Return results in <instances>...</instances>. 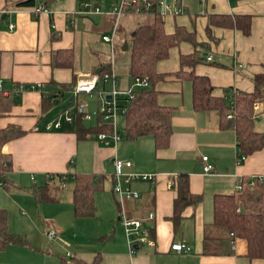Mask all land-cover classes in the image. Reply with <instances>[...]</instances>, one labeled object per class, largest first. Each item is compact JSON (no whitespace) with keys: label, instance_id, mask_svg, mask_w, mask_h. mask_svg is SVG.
I'll return each instance as SVG.
<instances>
[{"label":"crops","instance_id":"crops-1","mask_svg":"<svg viewBox=\"0 0 264 264\" xmlns=\"http://www.w3.org/2000/svg\"><path fill=\"white\" fill-rule=\"evenodd\" d=\"M22 1L0 0V78L8 92L0 102V130L15 128L23 133L2 148V154L9 156L11 166L0 175V210L7 213L8 232L25 237L28 246L10 245L0 250V264H93L96 259V264H264V259L247 258L244 239L231 238L212 227L215 195L232 194L238 179L264 176V146L240 160L235 134L232 130L220 129L218 112L194 111L190 82L180 83L171 77L156 85L158 104L172 109V135L167 147L155 149L150 136L135 141L123 139L116 145L99 142L97 134L79 140L73 132L75 104L84 105L77 101L79 97L92 94L74 98L72 92L78 80L96 74L103 65H112V54L115 65V49L111 54L110 44L102 40L111 31L114 17L103 12L81 14L85 12L81 6L85 0H53L46 4L35 0V5L45 6L48 12L33 16L31 7L18 6ZM89 2L98 7V0ZM197 2L201 4L200 10H196L199 13L192 15L191 9ZM183 6L182 15L162 19L165 33H173L176 26L194 30L197 41L209 46L207 53L202 55L206 54L211 63L220 66L199 65L195 73L210 80L216 97H222L228 88L251 92L252 78L262 72L264 62V0H184ZM208 14L250 15L253 17L251 35L244 37L237 31L214 28L211 32L213 40H208L204 32ZM146 16L149 15H141ZM120 21L117 39L120 34L124 36L136 28L129 22L127 31ZM10 24L14 25L12 31L8 29ZM182 45H188L190 50L179 53L177 64L168 70L159 69L160 62L157 73H172L179 69V56L193 52L191 45ZM180 46L173 49H180ZM65 50H72L71 66L54 67V54ZM110 69L115 74L116 85L117 73L113 67ZM128 69L129 65L127 75ZM32 86L39 89H31ZM52 92H64L53 106L46 100ZM65 99L66 106L62 103ZM263 111L261 104L254 114L255 121L258 118L264 120ZM64 114L73 116L71 124H62L59 130L46 129ZM82 123L86 128L105 126L110 130L98 116L95 122L91 118ZM254 127L264 133V124L254 123ZM202 157H208L213 165V175L203 174ZM115 159L132 163V168L125 169V173L156 175L153 184L134 182L129 186L139 198L124 203L126 215L131 219H145L149 212L154 214L152 220L143 223L149 241L135 246L132 252L112 192ZM180 173L188 174L190 193L201 196L202 200L183 209L178 223L174 224L175 182ZM77 174L101 182L94 193L96 214L93 218L74 217L71 190L72 177ZM57 175L69 177L59 186V191L66 188L67 182L72 184L69 201L65 204L70 222L68 227H63L52 221L41 228L31 189L53 184ZM56 195L59 196L57 192ZM59 202L58 197L56 203L44 204ZM41 205L36 203L37 208ZM94 219L95 224L87 222ZM26 227L32 230L35 227V230L27 234L23 231ZM38 227L42 239L37 237ZM73 227H80L86 245L71 243L66 246L62 243ZM50 229L58 238L48 239L44 235ZM206 233L217 238L211 243L209 254L204 253L203 247ZM180 243L188 245L191 252L177 254L170 249L172 244Z\"/></svg>","mask_w":264,"mask_h":264},{"label":"trees","instance_id":"trees-1","mask_svg":"<svg viewBox=\"0 0 264 264\" xmlns=\"http://www.w3.org/2000/svg\"><path fill=\"white\" fill-rule=\"evenodd\" d=\"M41 1L46 4L53 0ZM149 1L156 3V0ZM34 5L35 0H24L18 4L22 7ZM151 17L150 23L137 26L132 32L125 33L122 39L123 44L127 43V51L129 52V77L131 79L139 77L148 84L147 87L134 91L133 98L124 104L123 139L135 141L150 136L154 141L155 149H162L169 145L172 135V109L158 104L159 92L156 85L159 81L171 77L180 83L183 81L190 82L191 104L194 111L218 112L220 129L232 130L235 134L239 158H247L260 151L264 146V133L256 131L254 127V105L264 104V62L261 66L262 72L252 78L253 89L251 92L242 93L228 88L224 90L222 97H216L213 94L214 87L210 80L206 76L195 73V69L199 65L220 67L218 64L207 62V55H202L209 50V46L206 43H199L196 32L194 30L188 31L184 27L176 26L173 33L167 34L164 31L163 20L157 14L151 15ZM252 19L253 17L250 15L208 14L204 30L205 36L212 41V29L220 28L237 31L242 36L249 37ZM182 43L191 45L193 52L179 56V69L172 73H157V65L168 59L170 50ZM206 45L207 48H205ZM72 56V50L55 53L53 56L54 67H70ZM110 70L109 64L103 65L99 68L100 73L98 75L110 73ZM63 93L52 92L46 100L53 106L62 98ZM70 105L72 106V104ZM228 115L231 117L229 118ZM82 121V116L76 113L73 132L79 140L85 139L87 135L108 130L105 126H98L93 129L86 128ZM22 135L23 133L15 128L0 130V175H3L11 166L9 156L2 154L3 146ZM56 178L57 181L53 184L48 183L43 188L31 189L37 204L56 203L58 201L56 192L69 177L57 175ZM241 179V190H234L232 194H218L213 197L212 227L218 233L233 234L235 238L244 239L247 242V258L249 260L264 259V181L259 182L255 179L254 187L249 188L247 182L250 178ZM72 180L71 200L74 217L78 219L95 217L94 193L100 188L101 182L94 177L78 174L74 175ZM175 190L177 197L174 202L172 221L177 224L182 210L199 204L202 197L190 193L188 174L186 173H180L176 177ZM215 240L217 238H213L207 233L204 235V253H210L209 247ZM10 245L28 246V242L25 237L12 235L8 232L7 213L0 210V250ZM96 260L93 264L97 263Z\"/></svg>","mask_w":264,"mask_h":264},{"label":"built area","instance_id":"built-area-1","mask_svg":"<svg viewBox=\"0 0 264 264\" xmlns=\"http://www.w3.org/2000/svg\"><path fill=\"white\" fill-rule=\"evenodd\" d=\"M184 0H156V3H152L149 0H121V3L118 7L113 8L111 15L114 17V22L112 26V32L110 35H105L102 37V40L111 47V54L113 53L115 36L118 31V23L120 18L126 15L132 16H141V15H153L157 14L161 19L165 18H175L184 13ZM85 12H80L81 14H103L101 10L93 6L89 0H85L81 4ZM47 9L43 5H34L30 8V13L33 16H38L41 13H47ZM9 31L14 29V25L10 24L8 27ZM211 58H207V62H210ZM114 59L113 54L111 58V64L113 65ZM109 76L113 80V89L112 92L107 96H100L99 103L97 106V116L100 119L101 123L107 124L110 126V131L108 133L102 132L97 134V140L105 145L117 144L123 140V135L118 133L116 130V117L117 113L120 110L121 115L124 113V104L127 103V100L132 99L134 90L131 88L128 91H118L115 85V75L111 70L110 73L96 75L91 74L85 78H82L77 81L75 89L72 94L75 97L81 94L91 95L96 90L98 83L101 79L104 81ZM133 84L137 88L147 87L148 84L145 80H141L139 77L133 79ZM31 89H36L35 86H32ZM8 96V92L4 89V80L0 78V100ZM260 104L254 105L255 113L259 110ZM76 113L82 116V120H91L92 116L86 111L83 104H75ZM264 117V111L262 112ZM230 118L231 116L228 115ZM73 122V116L69 114H64L62 118L57 119L53 123L46 126L47 130H59L62 124H71ZM203 162V174L204 175H213V165L209 163L208 157H202ZM245 158L241 157L240 160ZM114 174L112 177V192L116 197L119 206V220L121 221L125 236L128 242L130 251L132 252L135 246L147 243L148 240V231L143 228V223L145 221H150L154 218L153 212H149L148 216L145 219H131L126 215L124 210V203L131 200H137L139 198L138 193L131 191L130 185L134 182H149L154 183L156 175L154 174H129L125 173V169L132 168L131 162H123L118 159L113 161ZM257 179L259 182L264 181V176H254L251 177L247 186L253 188L255 183L254 180ZM242 188V179H238L235 185V190L239 191ZM46 236L48 239H56L57 234L54 230H47ZM233 238V234H230ZM170 249L177 254H189L191 248L186 244H172Z\"/></svg>","mask_w":264,"mask_h":264},{"label":"rangeland","instance_id":"rangeland-1","mask_svg":"<svg viewBox=\"0 0 264 264\" xmlns=\"http://www.w3.org/2000/svg\"><path fill=\"white\" fill-rule=\"evenodd\" d=\"M99 3L97 4V6L99 7V9L101 10V12L108 14V13H112L113 12V8L118 7L121 3V0H98ZM200 5L198 2L196 4H194V6L191 9V14L194 15L195 13H199L196 12V10H200ZM128 16V15H126ZM123 16L122 19H120V25L121 26H126L125 29L128 31V27H130V24L137 27L139 25H143V24H148L151 21V17L150 16H146V17H141V16ZM130 22V24H129ZM167 25V24H166ZM112 32V30L107 34L110 35ZM128 32H126L127 34ZM123 34H120V36L115 38V44H114V49H115V65H110V67H113V70L116 71L117 73V84H116V89L120 92L122 91H128L131 88L134 91H137L139 88L134 86V82L133 79H131L129 77V75H127V67L129 65V52L128 51H123ZM108 46V45H107ZM109 49V47H108ZM190 47L188 45H182L180 46V49H173L171 51V53L168 56V59L164 62H162L159 65V69L160 68H165V69H170L172 67H175V65L177 64V58H178V54H184L186 51H189ZM207 53V52H206ZM111 57V55H110ZM215 58V57H214ZM111 62V61H110ZM216 62V61H215ZM115 75V74H114ZM113 89V84H112V77L109 76L106 80H104V84H103V80L101 79V81L99 82L96 90L94 91V93L91 96H84L81 95L79 97V102L85 103L84 105H86L87 109H88V113L92 116L93 122L96 121L97 119V101H99L100 95L102 96H107L112 92ZM67 99V98H66ZM66 99L62 101L63 105H67L66 104ZM261 105V104H260ZM264 107V104H263ZM57 110L59 111V109L57 108ZM57 111V112H58ZM74 114V112L72 113ZM264 124V120L258 118L257 121H255V124ZM84 124H90L89 122H85ZM115 125H116V130L118 133L122 134L123 129H124V118L123 115H121L120 110L117 113V117H116V121H115ZM105 131V132H109ZM71 186L72 184L69 182H67V186L66 188L58 191V197H59V203L58 204H43L41 205L39 208H37L36 203H34V209L36 211H38V213L40 214V220L38 223H40L39 227L44 228L46 225V223L50 222H55L63 227H68L69 225V218H68V213L65 210V204H67V201H69V197H70V190H71ZM35 202V201H33ZM67 213V214H66ZM87 222H93V224H95L94 222H97L96 219L91 220V221H87ZM98 222H100L98 220ZM82 226V225H81ZM39 227L37 229V237L41 238V235L39 233ZM33 229L35 230V227H33ZM31 228H24L23 231L28 234V233H33V231ZM45 230V229H44ZM39 233V234H38ZM46 233V231H45ZM44 233V235L46 236V234ZM31 235V234H30ZM67 239H65L64 241H62V243H64V245L68 246V244L73 243L76 246H84L86 245V241L84 240V233H82L80 231V227H76V228H72L70 229L67 234H66ZM44 241H48L46 238L43 237ZM47 244V242H46ZM72 245V244H71Z\"/></svg>","mask_w":264,"mask_h":264},{"label":"water","instance_id":"water-1","mask_svg":"<svg viewBox=\"0 0 264 264\" xmlns=\"http://www.w3.org/2000/svg\"><path fill=\"white\" fill-rule=\"evenodd\" d=\"M127 49H128V47H127V43H124V44H123V48H122V50H123V51H127ZM99 72H100L99 70L96 71V74L98 75Z\"/></svg>","mask_w":264,"mask_h":264}]
</instances>
